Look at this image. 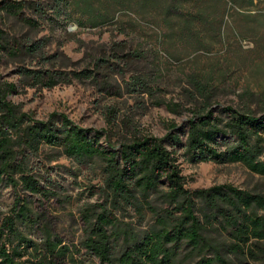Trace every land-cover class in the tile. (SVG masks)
<instances>
[{"label": "rangeland", "instance_id": "rangeland-1", "mask_svg": "<svg viewBox=\"0 0 264 264\" xmlns=\"http://www.w3.org/2000/svg\"><path fill=\"white\" fill-rule=\"evenodd\" d=\"M27 2L43 9L39 19L32 9L26 14L39 19V28L0 13V29L9 43L39 42L37 55H3L0 60V91L16 112L47 121L53 114L66 116L83 128L101 130L102 142L113 145L143 137L163 138L172 124L179 128L197 113L217 107L264 109V2L238 8L229 4L221 29L211 30L209 21L195 20L191 33L170 36L171 27L162 11L142 9V0H0ZM196 3H184L182 18L196 16ZM60 10L61 14L54 13ZM51 18H54L53 21ZM220 21V22H219ZM1 44V41H0ZM23 68L62 73L65 79L47 88L21 75ZM86 72L81 79L73 73ZM14 86V90H9ZM185 141L186 136L182 135ZM16 146V144H14ZM16 150H19L16 147ZM178 152L186 189H209L232 185L264 195V177L240 163L191 164ZM264 160V156H263ZM29 167L51 189L44 198L6 185L0 186V229L13 215L16 199L30 202L28 222H18L28 239L44 249L48 234L69 249L58 264H100L82 248L84 215L100 212L107 204L102 196L103 173L99 161L80 164L61 148L43 146L30 156ZM153 206H167L153 197ZM124 223L144 231L156 223L147 210L113 211ZM8 237V247L17 246ZM34 264L35 255L21 261ZM244 264H264V256ZM179 264H193L182 255Z\"/></svg>", "mask_w": 264, "mask_h": 264}, {"label": "trees", "instance_id": "trees-1", "mask_svg": "<svg viewBox=\"0 0 264 264\" xmlns=\"http://www.w3.org/2000/svg\"><path fill=\"white\" fill-rule=\"evenodd\" d=\"M196 3V16L182 18L184 3ZM264 0H142V9L163 12L166 21L176 23L170 36L193 31L195 20L208 22L212 31L221 29V19L229 13V4L246 8ZM34 10L39 19L46 12L27 2L0 3V13L39 28V19L26 14ZM54 13L61 14L60 10ZM54 18H51L53 21ZM220 22V21H219ZM180 37H183L181 35ZM0 60L3 55L26 53L37 55L39 42L31 45L9 43L0 29ZM21 75L37 84L53 88L65 79L62 73L23 68ZM81 79L86 72L73 73ZM14 90V86H9ZM0 91V186L16 192L49 198L51 189L44 186L29 167L30 156L43 146L61 148L64 154L80 164L99 161L103 173L102 196L107 204L100 212L84 215L86 224L82 248L100 264H179L184 255L193 264H244L264 256V195L240 190L232 185L189 191L179 163L182 150L191 164L240 163L254 174L264 177V109H237L230 106L197 112L183 128L172 124L163 138L143 137L129 143L106 146L101 130L83 128L66 116L51 115L40 121L20 115ZM185 135V141L182 140ZM16 144V146H14ZM18 147L19 150H16ZM153 197L166 209L153 206ZM30 202L19 196L13 215L0 229V264H27L21 261L35 255L34 264H58L69 249L48 234L44 249L20 230L19 223L32 215ZM134 209L140 215L151 211L156 218L153 227L139 231L120 221L114 210ZM17 246L8 247V237Z\"/></svg>", "mask_w": 264, "mask_h": 264}]
</instances>
